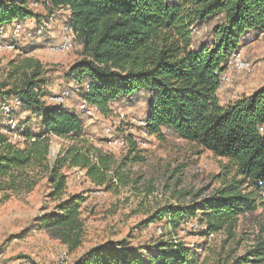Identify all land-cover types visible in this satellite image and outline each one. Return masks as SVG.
Here are the masks:
<instances>
[{"label":"trees","instance_id":"1","mask_svg":"<svg viewBox=\"0 0 264 264\" xmlns=\"http://www.w3.org/2000/svg\"><path fill=\"white\" fill-rule=\"evenodd\" d=\"M32 2L0 0V27L41 22L65 9L80 58L64 76L76 84L79 101L105 115L113 103L143 95L147 133L163 137L169 130L223 159L212 195L189 206L159 208L143 227L166 219L165 229L172 231L196 220L207 236L225 230L233 237L239 216L264 205V85L227 102L219 90L231 54L248 43L249 32L264 34V0H45L46 18ZM205 23L211 26L209 40L194 42L193 27ZM47 72L37 58L12 60L0 86L1 102L18 99L28 113L15 129L0 122V203L32 191L43 179L50 196L61 198L68 185L65 170L75 167L97 185H110L109 157L85 143V115L47 102ZM53 136L74 143L51 160ZM126 143L130 151L137 147L130 135ZM127 159L144 158L135 153ZM85 201L81 193L62 200L40 218V229L53 230L74 251L84 240ZM194 257L190 246L173 239L156 240L144 252L122 239L93 248L75 264H194ZM230 264H264V237Z\"/></svg>","mask_w":264,"mask_h":264},{"label":"rangeland","instance_id":"2","mask_svg":"<svg viewBox=\"0 0 264 264\" xmlns=\"http://www.w3.org/2000/svg\"><path fill=\"white\" fill-rule=\"evenodd\" d=\"M44 2L33 0L31 8L46 18L48 10ZM67 14L61 9L41 22L28 20L21 24L19 31H15L16 23L0 27V86L6 81L9 62L29 57L39 59L48 71L49 95L59 93L70 84L64 73L80 58V46L74 41L66 52L55 48L66 31ZM210 28L208 23L199 25L194 42L209 40ZM241 54L252 62L250 70L239 72L228 63V80L224 83L231 78L247 82L243 88L240 85L237 95L264 83V34L253 41L247 57L242 51ZM259 70H263L261 80H250ZM79 102L76 93L68 98L72 108L77 109ZM7 103L0 101V122L7 124L13 118L19 123L27 119L28 113L19 105L11 116L5 115L2 107ZM148 107L141 95L135 100L113 103L108 114L84 117L85 143L110 159V169L106 172L110 185H97L86 176L84 169L75 167L65 170L68 185L61 198L50 196L48 182L43 179L32 191L14 193L8 201L0 203V264H75L93 248H106L111 242L122 239L142 252L156 240L173 239L190 246L194 264H230L264 237V205L239 216L233 237L225 230L207 236L199 227L192 228L196 220L184 221L177 230L167 229L164 234L157 232V226L164 229L166 219L143 227L141 222L159 208L189 206L212 195L220 186L214 177L220 172L223 161L169 130H164L163 137L147 133L143 122ZM107 128L109 133L105 131ZM129 135L136 143V151H130L127 143L119 144ZM73 143L53 136L50 159L54 160L61 150ZM135 153L144 158L143 161L127 159L133 158ZM78 193L86 196L82 206L84 240L77 249L69 251L56 232L40 229L39 220L55 210L62 200ZM183 193L187 195L181 197Z\"/></svg>","mask_w":264,"mask_h":264},{"label":"built area","instance_id":"3","mask_svg":"<svg viewBox=\"0 0 264 264\" xmlns=\"http://www.w3.org/2000/svg\"><path fill=\"white\" fill-rule=\"evenodd\" d=\"M20 27H21V24H18L15 28V31H19ZM38 29H39V33H40L42 30V27L40 26V28H38ZM198 29H199V26L193 27L194 34L198 33ZM73 42H74L73 30L69 25H67L64 36L61 38L60 42L55 46V48L60 52H66L70 49V47H72ZM228 63L230 64V66L232 68H234L235 70H237L239 72L249 71L251 68V65H252V62L250 60H248L242 56L241 51L232 53L230 56V59L228 60ZM221 79H222V82H226L228 80L227 76H223ZM76 90H77L76 84L71 83L70 85L64 87L61 91H59V93L49 95L48 99L52 103L61 104L63 106L68 107L69 106L68 105V98L73 93H75ZM18 105H19L18 99L13 100V102H11V103L5 104L3 106V113L7 116H11L14 113L16 106H18ZM77 111L80 115H85L88 117H93V116H95V114L99 113L96 106H92L84 100L80 101L79 104L77 105ZM143 124L145 125L146 122L144 121ZM16 125H17L16 120L13 118H10L8 121V126H10L11 129H15ZM105 131L107 133H109L110 129L107 128ZM18 138H19V136H17L16 134L13 135L14 140H16ZM119 144L121 146H124L126 144V139H124V138L121 139L119 141ZM194 227H197V225L194 224ZM165 230H166L165 228L163 229L162 227L157 226V232L159 234H162Z\"/></svg>","mask_w":264,"mask_h":264},{"label":"crops","instance_id":"4","mask_svg":"<svg viewBox=\"0 0 264 264\" xmlns=\"http://www.w3.org/2000/svg\"><path fill=\"white\" fill-rule=\"evenodd\" d=\"M261 34L262 33L257 35V31L256 30L249 32V34L247 35L248 36V40H247L248 43H245L240 49V51H242V53H243V55L245 57L248 56L247 55L248 54V49L253 44V41H255ZM227 72H228V66H226V69L224 70L223 74L227 75ZM262 73H263V70H259L257 72L255 71L254 74L252 75V78H250V80L252 79V80L260 81L261 78H262V75H263ZM239 77L241 78V75L240 76L238 75V78ZM244 84L248 85L247 82H245V81H241V80H237V79L232 80V78H231V80L227 84H224L222 86V88L219 90V96H220L221 100L223 102H227L228 100H232V99H235L238 96H240V95H237V93H238V91H241V90H239L240 89L239 88L240 85L243 88ZM263 85H264V83L261 84V85H258L256 88H254L250 92H242L241 95H243V94H251L253 91L261 88Z\"/></svg>","mask_w":264,"mask_h":264}]
</instances>
